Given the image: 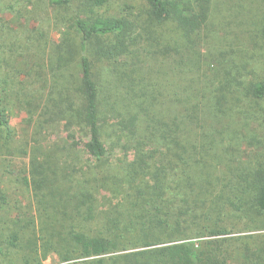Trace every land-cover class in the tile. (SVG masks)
<instances>
[{"label":"trees","instance_id":"16d2710c","mask_svg":"<svg viewBox=\"0 0 264 264\" xmlns=\"http://www.w3.org/2000/svg\"><path fill=\"white\" fill-rule=\"evenodd\" d=\"M75 1L52 3L70 9ZM122 1L81 0L72 17L81 58L65 41L50 58L52 74L74 65L78 75L61 90L67 146L50 147L32 173L43 257L264 264V234L233 236L240 223L227 220L251 211L255 226L245 229L264 226V150L244 152L264 145V77L248 72L262 57L264 0H136L137 13L129 5L101 13ZM241 33L244 43L230 38ZM9 123L0 98V133ZM21 235L7 238L9 246L20 248ZM29 244L27 263L42 264L36 241Z\"/></svg>","mask_w":264,"mask_h":264},{"label":"rangeland","instance_id":"374dc122","mask_svg":"<svg viewBox=\"0 0 264 264\" xmlns=\"http://www.w3.org/2000/svg\"><path fill=\"white\" fill-rule=\"evenodd\" d=\"M250 1L252 0H233L232 5L234 7L239 2L248 5ZM80 2L81 0H76L73 8L66 9L55 6L52 0H0V82L4 89L0 98L10 118L9 129L0 133V233L3 248L0 264H37L35 261L27 263L33 259L27 255L32 250L29 244L31 238L37 243L38 257L42 264L76 263L61 262L56 253L43 257L45 234L42 231L41 210L34 195L32 173L38 165L36 158H46V151L50 147L67 146L68 133L62 116L66 109L63 106L66 94L61 93V90L67 86L68 78H77V68L72 65L52 74L50 58L54 55L55 47L64 41L70 43L77 53L75 57L78 61L81 58L83 53L79 49L80 37L72 23V17L78 11ZM128 5L132 12L137 13L143 4L136 0L122 1L106 11L101 10V13L117 15ZM220 8L224 9L223 5ZM225 14L230 13L224 11L223 15L226 16ZM230 38L239 44L245 42L243 33L240 37L235 34ZM202 47L206 48L205 38ZM258 51L262 57L256 59L260 62L256 66L251 64L248 72L252 73V77L259 74L263 78L264 48ZM216 68L217 65L212 67L213 70ZM56 79L60 81V96L57 95L54 85ZM7 80L9 85L5 84ZM70 95L76 98L74 90H71ZM261 134L263 137L264 132ZM263 147L255 149L245 145V156H255L258 150H264ZM77 150L87 163L95 164L81 148ZM248 212L246 215L235 211L228 212L229 223H240L233 236L251 237L264 234V226L254 232L245 229L247 226H255L253 221L251 223L248 220L252 214L251 211ZM16 231H21L22 234L20 248L17 249L9 246L7 241ZM195 242L197 244L198 240ZM241 255L237 253L236 263H239Z\"/></svg>","mask_w":264,"mask_h":264}]
</instances>
